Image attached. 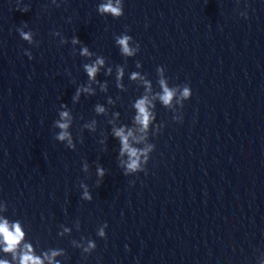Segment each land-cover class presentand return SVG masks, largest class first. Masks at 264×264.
<instances>
[{
	"label": "water",
	"instance_id": "1",
	"mask_svg": "<svg viewBox=\"0 0 264 264\" xmlns=\"http://www.w3.org/2000/svg\"><path fill=\"white\" fill-rule=\"evenodd\" d=\"M106 2L0 0V219L24 233L0 260L27 244L44 264H264V0Z\"/></svg>",
	"mask_w": 264,
	"mask_h": 264
},
{
	"label": "clouds",
	"instance_id": "2",
	"mask_svg": "<svg viewBox=\"0 0 264 264\" xmlns=\"http://www.w3.org/2000/svg\"><path fill=\"white\" fill-rule=\"evenodd\" d=\"M21 12H27L29 11V8H24V9H19ZM98 11L100 13H110L113 17H120L124 14L123 11V5H122V0H107L106 3L99 5ZM70 22V21H69ZM20 36L25 40L31 42V37L32 34L31 32H24L22 30H19ZM132 40V37L124 34L121 35L120 37L117 38V44L120 46V50L122 54L126 56H133L137 50H139L140 45L137 44L136 48H131L129 46V42ZM74 44L79 43V40L77 37L73 38L72 41ZM84 55H88V49L84 48L83 53ZM29 59L31 60L32 57L30 54ZM103 64V59H98L96 64L93 65H85V71L88 75L89 78H94L97 71H98V66ZM122 70L118 69V78L120 75H122ZM138 73H133L132 74V79H136L138 77ZM161 88L163 89V94L160 96L161 101L163 104L168 105L173 97L176 94L175 89H170L169 87L166 86L165 81L161 80L160 81ZM84 91H88V89H84ZM79 93H77L78 95ZM192 92L191 88L189 85L185 84L182 88L181 96L184 99L189 100L191 98ZM149 101L147 97H143L139 99L136 104L135 108L137 109V117L136 120L137 122L142 126V128H147L151 113L148 111L147 105ZM96 111L99 113H102L104 109L102 107L97 106ZM62 118H68V113L67 112H62L60 113ZM67 123H61L57 122V127H59L61 130H65L68 128ZM115 136L119 138L122 149H121V155L127 153L129 156V162L127 164V168L129 171H135L139 167L140 163V153H138L137 149H134L129 146L128 139L130 136H132V133L129 131L127 135H125L124 129H119L115 130ZM68 138V133L66 131H61L60 134L57 136L58 140H65ZM69 145H71V140L69 139ZM147 175V173H145ZM98 175L100 177H103L104 171L103 169H98ZM84 198L85 199H91L89 193L86 191L84 193ZM107 227V224L105 223L104 225ZM98 235L100 237H105V232L103 228H101L98 232ZM24 237V233L21 230V226L19 223H14L12 225H9L7 220H2L0 219V238H2V243L4 244L3 251L4 252H12L13 253V259H15V251L17 247L19 246L21 240ZM96 244L94 242H89L88 247L84 249L85 252H88L91 249H95ZM24 251L20 255L19 258V264H44V261L38 257L35 256L32 252L31 246L25 244L24 245ZM61 253L58 251H53L51 253V257H55L57 255H60ZM49 257L47 254H45V259L49 261V264H52V259ZM0 264H9L7 260H0ZM58 264V262H57Z\"/></svg>",
	"mask_w": 264,
	"mask_h": 264
}]
</instances>
